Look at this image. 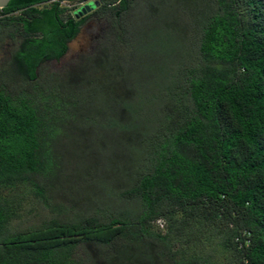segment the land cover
Listing matches in <instances>:
<instances>
[{"label":"trees","instance_id":"16d2710c","mask_svg":"<svg viewBox=\"0 0 264 264\" xmlns=\"http://www.w3.org/2000/svg\"><path fill=\"white\" fill-rule=\"evenodd\" d=\"M49 1L0 10V53L8 39L54 47L61 9L33 7ZM95 1L113 37L70 71L0 64V264H217L196 251L214 238L228 264H264V0H201L188 28L164 17L190 44L160 41L146 62L127 17L169 0ZM65 125L84 130L81 198L54 150ZM29 197L50 216L14 227Z\"/></svg>","mask_w":264,"mask_h":264},{"label":"rangeland","instance_id":"374dc122","mask_svg":"<svg viewBox=\"0 0 264 264\" xmlns=\"http://www.w3.org/2000/svg\"><path fill=\"white\" fill-rule=\"evenodd\" d=\"M140 5L141 2L137 1ZM202 2L201 0H169V2L166 5V8L163 9L162 2H159V12L158 14L153 13L152 11H149L148 8L142 6V8L139 7L137 12L134 14H131L127 17V26H128V37L129 39L134 42L135 46L138 47V57L142 59V61L146 62L147 60H152L154 58L149 57L146 54V52L151 48H155L158 44V42L161 41V44L166 43L170 47H175L178 43V45H189L190 44V34L188 33L189 30H186L184 39L183 34L180 35V33L177 32V30H170L168 33H165L162 31L161 24L163 22L164 17L167 18V20L170 23H184L185 26L188 28V25L191 26L193 24V15L196 14L199 8V3ZM170 7V8H169ZM153 23V27L150 28V24ZM113 17L110 13L108 14H98V20L94 22V24L89 22L86 24V26H83L81 29L80 34L76 38L75 41H73L69 47H68V53L66 56L61 60L59 70L58 71H70L75 64L78 62V60L87 54H89L92 49L93 51L96 50L97 45L101 43L106 35H109V38L113 37L110 35V30L113 25ZM114 29L112 30V32ZM154 33L152 36L150 34ZM95 37H97V40H95ZM158 40L157 42H154V38ZM154 43V44H153ZM5 45V44H4ZM3 58V50L0 53V59ZM48 71H53L52 69L47 67ZM75 126V125H74ZM84 130L79 129H73V127H68V125H65L63 127H59L57 129V138L54 142V150L57 155H60L61 157H64L66 160H73L74 163L70 164V168L67 170V173L65 175H70L73 178V182L68 183L67 185H64V188H72L71 185L74 183V190L75 192L80 195L81 193H84L85 184L81 182V174L77 169L75 170V167L77 166V161L79 159L85 156L86 145L84 143V138L82 135V132ZM107 138V135L105 137ZM96 148H100L99 141L96 144ZM105 156H107L108 148L104 152ZM88 156V154H87ZM72 165V168H71ZM97 178V177H96ZM66 179V178H65ZM77 179H80L79 182H76ZM71 181V179H68ZM98 180L102 182H106L107 178L100 176ZM82 194L80 195L81 198ZM57 202L63 205H68L65 198L58 197ZM32 209V213L29 212V210ZM26 210L25 212H29L23 215L21 220L15 221L12 225L18 228H25L32 225H38L43 218L49 217V212L44 211L40 204H38L35 199L32 197H29L26 200ZM210 243H203L200 247L198 246L196 248L197 252L205 251V253H212L211 255L214 257V260L217 264H228L225 257L222 255V253L215 248L216 246V239L214 238ZM214 251V252H213ZM90 255H94L96 257V252L94 247H91L90 250H88Z\"/></svg>","mask_w":264,"mask_h":264},{"label":"flooded vegetation","instance_id":"af4514ba","mask_svg":"<svg viewBox=\"0 0 264 264\" xmlns=\"http://www.w3.org/2000/svg\"><path fill=\"white\" fill-rule=\"evenodd\" d=\"M55 4H57V8L61 9L62 11L59 19L66 29L64 30L63 27H61L59 29V35L57 33L52 35V37L56 40V42H54V47L45 49L41 47L43 44L39 42H25L23 40L13 42L8 39L9 41H7L3 46V58L0 59L1 65H10L14 71H22L25 73L24 75L26 78H29L27 73L28 70L25 66V62L27 61L32 63L37 62V67L35 69L36 78L39 75L38 71L41 70L42 67L45 71H48L47 67L53 70L48 71V73H64L63 71L57 72V70H59L61 60L68 53L69 45L76 40L83 26H86V24L89 22L94 24V22L98 20L97 9L99 7V3L95 0H51L45 4L39 3L33 5V7L38 10H42L45 9L44 6L49 9L50 7L55 6ZM0 14L2 13L0 12ZM19 14L20 13L17 12L14 14V16L17 17ZM1 17L2 15H0V18ZM22 18L26 23H31L34 21L33 16ZM73 26H77V33L71 39H67V32ZM28 28H31V26ZM15 38L19 39L20 36H16ZM95 40H97V37H95ZM61 44H63L67 50L61 58L56 59L54 57L55 50ZM93 49L91 52H93ZM39 55L40 57L38 58Z\"/></svg>","mask_w":264,"mask_h":264},{"label":"water","instance_id":"95a60500","mask_svg":"<svg viewBox=\"0 0 264 264\" xmlns=\"http://www.w3.org/2000/svg\"><path fill=\"white\" fill-rule=\"evenodd\" d=\"M10 0H0V9L5 8Z\"/></svg>","mask_w":264,"mask_h":264}]
</instances>
